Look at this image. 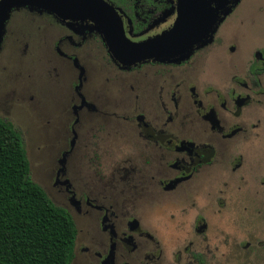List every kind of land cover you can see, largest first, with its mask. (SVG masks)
<instances>
[{
    "label": "flooded vegetation",
    "instance_id": "af4514ba",
    "mask_svg": "<svg viewBox=\"0 0 264 264\" xmlns=\"http://www.w3.org/2000/svg\"><path fill=\"white\" fill-rule=\"evenodd\" d=\"M62 1L51 0L52 10L10 11L0 42V82L6 71L1 55L8 31L27 39L26 47L53 52L79 76L76 95L70 98L76 120L65 128L70 135L73 132V149L63 156L58 183L54 178L52 186L58 195L68 197L65 203L55 200L66 208L51 201L71 215L77 236L76 218L81 216L86 220L94 216L108 236V244L104 241L97 251L82 246L79 252L91 255V264H252L257 250L246 253L251 248L246 240L234 248L233 234L214 225L224 221L216 216L229 214V219L235 215L242 220L250 212L247 202L235 208L228 201L234 193L237 200L243 199L249 180L258 177L256 172L247 173V165L258 153L264 130V48L256 47L252 56L225 71L219 67L222 52H235L240 44L229 29L237 32L247 22L258 29L264 0H83L73 7ZM182 15L217 19L209 42L189 59L127 66L114 58L123 38L132 43L154 39L171 30ZM94 60L105 70L99 88L88 84L87 62ZM3 88L0 85V95L2 91L7 96L8 89ZM24 93L18 94L20 100L36 105L35 97L31 101ZM186 101L191 102L194 121L186 118L187 111L185 117L180 114ZM0 119L13 124L7 117ZM81 123L90 126V136L82 158L75 160L80 159L77 179L70 174V160ZM176 125L178 130L173 129ZM216 193L229 199L218 198V212L212 207L208 218L198 212L191 227L176 225L181 236L188 231L183 235L187 244L178 238V243L168 245L157 234L162 227L144 222L152 207H162L168 200L215 198ZM253 193L257 197L260 192L253 187ZM253 213L261 218L260 211ZM77 236L72 264L78 253ZM255 241L264 243L257 236Z\"/></svg>",
    "mask_w": 264,
    "mask_h": 264
},
{
    "label": "rangeland",
    "instance_id": "374dc122",
    "mask_svg": "<svg viewBox=\"0 0 264 264\" xmlns=\"http://www.w3.org/2000/svg\"><path fill=\"white\" fill-rule=\"evenodd\" d=\"M243 14H247L249 17L245 7H243ZM260 15L261 20L258 29L253 28L249 22L238 29L237 32L229 29L228 34L232 35L233 33V36L239 39L240 44L236 46L235 52L228 49L222 52L219 70L223 69L225 71L230 65L243 62L252 56L256 47L264 48V11ZM16 35L17 32H7L6 50L1 55V63L6 71L1 76L2 82H0V85H2V91L4 90L3 85L8 89V98L2 96L1 91L0 116L9 118L15 128L20 130L30 161L32 180L44 188L52 201L57 200L65 203L64 201L68 200V197L64 196L63 198V196L58 195L52 190V186L54 185V178L55 183L56 181L58 183L61 174L60 168L61 165L63 166V163H61L63 156L65 157L66 153L73 149V141L75 140L72 136L73 132L70 135L65 128L69 121L74 124L76 120L75 112L73 113L71 110L73 104L70 98H74V95H76V84L79 83V76L67 62L56 60L57 57L53 52H39L38 46L32 47L30 45L26 47V44H28L27 39H18ZM20 41H24V43L19 44ZM87 65L88 84L93 88H99L103 83L101 72L105 71L104 68L96 60L87 62ZM24 92H28L29 96H26L27 98L31 97L32 99L29 98L31 101H34L33 96L35 97V101H38L36 105L20 100L21 96L18 94H25ZM184 110L188 112L186 118L194 121L191 116L190 101H186L184 105H181L180 114H182V117H185ZM69 111H72L71 115ZM79 129L81 136L76 140L73 160H70V163L72 162L70 174L77 179L79 178L76 173L77 164L86 150V144L90 136V126L81 123ZM173 129L178 130L179 126L176 125ZM186 130L187 128L183 126L182 131L187 133ZM181 137H187V135L181 134ZM66 147H69L68 150H66ZM258 147V153L247 165V173L256 172L258 177L256 179L251 178L247 190L242 191L243 194H246L242 197L244 200H237L236 196L238 195L233 192L232 201H228L229 206L231 204L235 208L240 207V205L245 207L247 202L250 212H247L242 220H238L235 215L232 216V219H229V214L216 216V219L224 221H220V223L216 221L214 225L216 230L222 229L225 234H230V232L233 234L235 238V241H233L234 248H240V241L246 240L247 244L251 246L249 251L243 249L246 253L250 254L253 248L257 250V254L254 256L259 259L256 257L252 264H264V243L260 245L255 241L256 236L264 241V130L258 142ZM78 157L80 159L75 161ZM253 187L260 192L257 197H255L257 194L253 193ZM218 198L229 200L226 195H219L218 193H216L215 198H195L193 200H183L184 202L168 200L167 204L162 207H152L150 214L142 217L145 224L158 225L164 229L157 231L163 242L166 241L168 245H173L179 242L178 238H181L180 242L187 244V238L183 235L184 232L187 233L188 231H183L182 236L176 231L179 223H185V225L191 227L198 212L203 211L206 218H208L209 208L211 210L214 208L218 212L219 202L221 201ZM59 202H55V204L66 208ZM193 203H195L194 207L192 206ZM226 211L223 210L222 212L225 213ZM257 211L261 212V218L259 217L260 214L257 216L253 213ZM183 212L185 213L183 214ZM84 217L76 218L78 253L73 264H91L93 261L90 258L91 255L84 256L81 254L79 247L89 248L93 252L97 251L104 241L108 244V236L102 234L96 218L92 216L86 220ZM238 252L239 250H237L236 255H239ZM245 252L241 253L246 255ZM167 253L170 252L167 251ZM252 253L254 254V252ZM233 254L235 253L233 252Z\"/></svg>",
    "mask_w": 264,
    "mask_h": 264
},
{
    "label": "trees",
    "instance_id": "16d2710c",
    "mask_svg": "<svg viewBox=\"0 0 264 264\" xmlns=\"http://www.w3.org/2000/svg\"><path fill=\"white\" fill-rule=\"evenodd\" d=\"M71 215L31 178L21 133L0 119V264H72Z\"/></svg>",
    "mask_w": 264,
    "mask_h": 264
},
{
    "label": "water",
    "instance_id": "95a60500",
    "mask_svg": "<svg viewBox=\"0 0 264 264\" xmlns=\"http://www.w3.org/2000/svg\"><path fill=\"white\" fill-rule=\"evenodd\" d=\"M84 3L83 0H64L62 4L73 7ZM39 7L52 10L55 6L51 0H2L0 3V42L4 24L14 8ZM217 26V19L203 21L180 16L173 28L154 39L142 43H132L127 39L120 40L113 52L114 58L124 65H133L149 60L179 63L189 59L194 50L209 42Z\"/></svg>",
    "mask_w": 264,
    "mask_h": 264
}]
</instances>
